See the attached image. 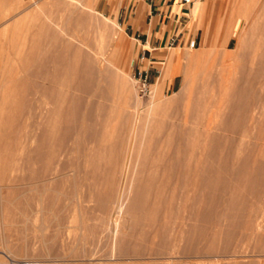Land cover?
<instances>
[{
  "label": "bare ground",
  "instance_id": "6f19581e",
  "mask_svg": "<svg viewBox=\"0 0 264 264\" xmlns=\"http://www.w3.org/2000/svg\"><path fill=\"white\" fill-rule=\"evenodd\" d=\"M7 2L0 0V46H11L0 51V243L7 245L13 225L56 219L78 230L80 247H71V262L108 263L110 258L96 255L100 246L96 254L83 246L96 247L102 240L113 246L116 235L114 259L120 264H183L182 258L215 254L245 264L244 245L264 194L262 149L255 153L253 143L255 149L246 151L243 143L250 136L264 137V0L257 1L261 13L252 17L262 21L256 19L252 33H241L232 51L224 45L209 52L216 53L218 67H211L217 78L211 68L199 87L187 85L191 90L154 103L139 136L138 109L127 107L124 79L106 57L110 25L101 19L94 23L95 1ZM221 25L217 38L225 42L230 35L224 34L225 20ZM21 28L25 33L16 37ZM89 29L98 38L94 46L79 34ZM116 52L114 47L111 55ZM151 114L161 119L148 120ZM72 135L76 148L65 149ZM80 139L91 146L83 148ZM74 154L83 159L80 164L59 158ZM138 156L144 176L135 177ZM66 170L74 171L73 178ZM219 191L227 192L221 202L227 203L224 212L229 210L220 217L230 221V229L238 227L234 237L225 234L222 244V220L211 210ZM247 192L252 197L244 199ZM119 213L128 216L127 228L117 227L114 215ZM237 217L242 222L235 223ZM257 243L256 252L264 251ZM7 253L1 252L0 263L15 264L16 256Z\"/></svg>",
  "mask_w": 264,
  "mask_h": 264
},
{
  "label": "rangeland",
  "instance_id": "374dc122",
  "mask_svg": "<svg viewBox=\"0 0 264 264\" xmlns=\"http://www.w3.org/2000/svg\"><path fill=\"white\" fill-rule=\"evenodd\" d=\"M11 1L8 0L7 3H9V2L13 3L14 2V0H11ZM93 1H95L94 5H93L95 8L94 14L98 17L97 18L95 16V18H97L96 20H99V21L95 20L94 23L97 24L98 22H100V19H101L102 22H106V24H108V26L110 25L109 26L110 37L112 39L110 41H108V45L106 46L107 48L105 47V49H106L105 51L108 54L106 57L109 61L113 62L114 67L116 66L119 69L121 76H122V79H124L126 89L128 90L127 101H126L127 107L132 112H135V110L138 109L136 111H138L139 115H140V118L136 122V125H135L137 136H139L141 134L142 123L147 118L148 109L150 108V106L152 107V105L154 103H158V102L164 103L165 101H167V99H169L172 96L176 97V96L181 95L183 91L186 92V91L191 90V88L192 89L196 88L197 87L196 85H198V87H199L200 83L202 81V76L205 73L209 72L211 68L213 71L212 78L213 79L217 78L216 69H214L215 67H218V62H217V59L215 57L216 53L210 54L209 52L213 51V50H217L216 52H219V51H221V49L225 48L226 46L225 47L223 46V44H224V41H223L219 45H215L213 47H210V37H211L212 29L214 26L215 27L220 26L222 20H225V25H224L225 26V33L224 34L226 36H228V35L234 36V37H230L229 45L226 47V49L227 50L229 49L228 51H232V49L235 48L236 43L238 42L240 34L246 32V31L252 33L253 32L252 29H256L255 25L253 26V23L257 20L262 21V19H258L256 17V19H257L256 20L254 16H253L254 18L252 17V15H255V14H256V16L259 17V14H257V13L260 12L259 11L260 2L258 4L257 1H261V0H202L200 5L197 6L196 10L194 11V15H195L197 20H195V18L191 16V18L194 19L191 31L194 34L196 33L201 38L199 45L196 47H186L183 45L179 50L177 48H175L173 51H172V49H170V51H172V52L169 51L170 54L175 52L177 58L173 57L171 64L170 63L168 64V61H166V63L163 65V67L161 69L160 75H158L155 79L148 71L151 90H150V93L148 96L142 97V96L137 95L135 85H134V80L132 77V73L136 70V67L138 65V57L136 56L135 40H134L133 36L130 35V33L126 32L124 30L123 25L118 21L117 16H116V11H117L118 7L121 6L120 4L123 2V0H93ZM235 1H236V3H235ZM11 3H9V4H11ZM99 14H100V16H99ZM27 21L30 22V18ZM30 30H32V29H30ZM14 33L16 34V35L14 34L16 37L17 36L22 37V35H23V33H25V31H23L21 28L18 32H14ZM11 34H13V32L8 33L9 36H11ZM79 34L82 37H84L85 39L89 40L90 45H92V46H94L95 42H98V38L95 36L94 32L90 29H89V31H86V32L80 31ZM3 37H4L3 34H0V40H3ZM219 41H222V40H219ZM19 45H20V43H19ZM29 45H30V42H29ZM112 45L117 49V52H116L117 55L115 57L111 55V51H112V49H114V47ZM9 49H11V46L8 44L6 45V43H2L0 46V51L5 52V51H8ZM196 58L198 59V61H195ZM167 60H168V57H167ZM11 61H15V59L12 58ZM213 65H215L214 68L211 67ZM12 66L14 67V65H12ZM176 72H179V76L176 78L175 85L173 87L166 88L164 83H163L164 78L169 76L170 74H173ZM187 85L191 86V88L190 87L188 88ZM184 86L187 88H185ZM116 91L119 92L118 89ZM75 94H79V93L75 92ZM82 96L85 100H87V99H89L91 101H97L98 100V98H96V97H90V96L83 95V94H82ZM115 99L116 100L118 99V95H116ZM106 103H109V102H106ZM83 111L85 112V110H83ZM149 118H150V120L152 118L159 120V119H161V116H156L154 114H151V115H148V120H149ZM252 137L251 136L249 138L247 137L243 141L246 151L253 150V149L258 147L259 149H262V150H260L261 153H259L258 156L260 159L264 160V151H263L264 150V137L260 138L258 141H255L257 139L252 138ZM80 140L82 141L81 146L83 148L85 146H91L89 140H87V139L86 140L80 139ZM253 143H256V146L253 145ZM252 145L255 148L252 149L251 148ZM64 147H65V149H69V148L75 149L76 148L75 138L73 135L66 139ZM140 148H141V150L144 149L143 144H142V146H140ZM258 148L254 150L255 153L259 152V151L256 152V150H258ZM66 157L68 159L71 158L69 160H72L73 163L76 161V163H78V164H80L83 160L80 156L76 157L75 154L71 155L70 157H69V155L68 156L62 155V156H59V158H61L62 163L64 162V160H65V162L68 160ZM139 162H140V157L138 156V158L136 160L135 170H134L135 177L136 176H144L143 173H141L139 171V166H138ZM66 174L68 175V178H73L72 176H74L75 173L72 170H69L68 172L66 170ZM67 189H68V187L65 186L61 190L60 194L58 195L60 200L65 199V193H66ZM131 189H132V187H130V191H131ZM83 190L89 191L88 187H83ZM54 192H55V190H51L50 193H54ZM222 192L223 191L216 192V195H217L216 197H218V198L215 197L216 203L214 202L213 203L214 206L212 205V208H211V210L213 212L212 216L213 215H216V216L219 215V217H220V214L225 216V214H227L229 211V210H227L226 213L224 212V211H226L225 206L227 204L225 201L223 202L224 203L223 207H225V209H222L223 203L221 202V200L223 199V197H225L223 200H226V198L228 196V195L227 196L224 195L227 192L226 193L224 192V194H222ZM261 196L259 199L261 201L258 200V204H259L258 208L253 213V217L251 220L250 227H253V228H251L249 231H251L250 233H253V234L250 235V233H249L248 238L246 239V242L244 245L246 247H244V251L242 253L243 255L247 256L245 259H243L245 261V264H264L262 262V260L264 259V257H263L264 253H262V252H264V251L259 250V252H256V250L258 251V249L254 248L256 246V244H258L257 242H259L260 246H262V247L264 246V242H263L264 241V197H263L264 194H262ZM153 197H154V195H152L151 199H153ZM246 197H248V199H249L252 197V195L249 192L244 193V199ZM217 199H220V202ZM127 203H128V199L126 198V199H124V206H126ZM220 203H222V205ZM239 204H240V202H239ZM220 205H221V207H220ZM213 209L214 210L217 209L216 213ZM218 211H220V212H218ZM60 215L65 216V210H61ZM224 216L223 217L221 216L222 218L220 217V220H222V224H224L225 226L222 225L221 223L219 224V228L222 231V235L219 238L220 240L218 239V243L220 242L219 244H222L224 242L225 234H227V236L231 235L234 237L235 236L234 233L238 229L237 225H236V227H234V230H233L232 226L230 229V225H229L230 221L227 218H225ZM240 216H238V217L241 220H243ZM115 217L118 219V221L120 220L119 221L120 223L117 221L118 222L117 227H119V228L121 226H124V227L126 226L125 228L128 227V222H129L128 220L129 219H128L127 215H125L123 213L122 214L119 213L118 215H114V218ZM238 217L235 220L242 222ZM224 219H225V221H223ZM121 220H123V221H121ZM31 221H33V220H31ZM238 221L235 223L238 224L239 223ZM219 222H221V221H219ZM113 223H114V221L110 223V226H109L110 228L114 227ZM208 224L209 225L212 224V226H210L209 228L207 226L208 230L210 228H213L212 220H210V222ZM114 225H115V223H114ZM235 228H237V229L235 230ZM11 229H12V234L7 239V245L1 244L2 242L0 243V254H1V252H5V253H7V252L12 253L13 252L12 254L16 256V257H12V259H15V261H16V262H14L15 264H80L78 262L68 261V260L73 259V257H71V256L68 257V255H72V254H70L71 247H73V246L74 247L75 246L80 247V244L78 242H77L78 243L77 244L75 241V237L77 236L78 230L75 228L73 223L68 222V221H61V220L59 221L56 219H50L44 223V222L40 221V218L39 219L37 218L33 222H28L26 224L20 223L18 225H13L11 227ZM16 229H18V230L21 229L22 234L19 235L17 233ZM228 229H229V231H228ZM72 238H73V240H72ZM116 238L117 237L115 235L114 241L116 240ZM256 239L259 241H257ZM260 239H261V241H260ZM114 241H113V246H111V245L105 246V244H104L105 242H104V240H102V242L94 245L96 247H93V244H90V243H87L88 244L87 246L85 244L83 247L85 250L89 249V250H92L93 252H94V249L96 251L97 249L100 248L102 253L100 250H99L100 252H98V250L96 251L97 254L94 252L97 255V257H99L101 259H103L104 257H108L111 259V261H109L108 263H104V264H120V262L118 260H115L117 257V253H116V249L114 246ZM199 242H201V240H198V245H199ZM71 243H72V245H71ZM74 243H76L77 245ZM3 245H6V246H3ZM91 245H92V247H91ZM98 246H100V247L97 248ZM84 249H82V250H84ZM82 250L80 249L79 252H81ZM79 252L77 254H80ZM110 253H111V255H110ZM103 254H105V255H103ZM261 254H263V255L261 256ZM114 255H116V256H114ZM198 256H197L198 259L195 256V258L194 257H192L193 259L191 258L192 260L189 258H188L189 260L182 258V261H183L182 263L183 264H186V263H188V264H231L230 259L228 260V258L224 257L223 255H221V257H220L219 254H215L214 256H210L211 257V258L209 257L210 259L209 258H203L202 259V258H200L201 257L200 255H198ZM222 256H223V258H222ZM261 257H263V258H261ZM100 262L101 261H94L91 264H102Z\"/></svg>",
  "mask_w": 264,
  "mask_h": 264
},
{
  "label": "crops",
  "instance_id": "0c3cea01",
  "mask_svg": "<svg viewBox=\"0 0 264 264\" xmlns=\"http://www.w3.org/2000/svg\"><path fill=\"white\" fill-rule=\"evenodd\" d=\"M201 1L123 0L116 11V16L124 30L135 40L136 56L141 54L137 65L139 69H148L155 79L160 75L166 61L171 64L172 58L176 57L175 52L170 54L175 48L179 50L183 45L186 47L199 45L201 38L191 31L194 22L191 16L197 20L194 11ZM219 30L220 26L213 27L210 47L224 41L223 39L218 41ZM230 37L225 40L223 46H228ZM178 76L179 72H176L165 77L163 80L165 87H173Z\"/></svg>",
  "mask_w": 264,
  "mask_h": 264
},
{
  "label": "built area",
  "instance_id": "2783aa9c",
  "mask_svg": "<svg viewBox=\"0 0 264 264\" xmlns=\"http://www.w3.org/2000/svg\"><path fill=\"white\" fill-rule=\"evenodd\" d=\"M192 44V43H190ZM141 58V54L138 56V59ZM134 80L135 89L137 95L139 96H148L150 93V81L148 75V69L136 67V70L132 73Z\"/></svg>",
  "mask_w": 264,
  "mask_h": 264
}]
</instances>
